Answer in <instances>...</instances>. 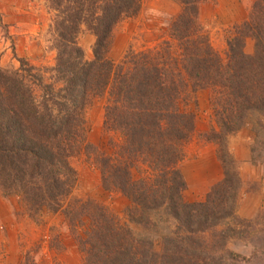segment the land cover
Segmentation results:
<instances>
[{
	"label": "trees",
	"instance_id": "16d2710c",
	"mask_svg": "<svg viewBox=\"0 0 264 264\" xmlns=\"http://www.w3.org/2000/svg\"><path fill=\"white\" fill-rule=\"evenodd\" d=\"M51 1L54 81L40 84L36 95L26 80L31 67H0L1 193L18 196L34 212L62 210L75 237L87 219L84 236H77L84 264H204L197 233L231 214L239 183L228 135L251 114L264 116V0H254L247 17L229 30L224 58L200 25L201 0H177L181 11L168 26L170 39L117 63L108 56L112 31L138 13L142 0ZM82 26L95 38L90 60L76 40ZM248 39L251 52L245 49ZM203 88L210 93L214 122L205 136L217 146L225 172L221 183L192 205L182 199L185 180L178 162L195 130L188 104ZM102 95L104 129L119 136L111 142L112 154L92 155L102 187L126 195L134 203L129 214L147 219L153 209H164L187 232L165 238L160 255L148 243L134 244L130 231L93 200L70 198L76 172L69 159L91 147L84 112Z\"/></svg>",
	"mask_w": 264,
	"mask_h": 264
},
{
	"label": "rangeland",
	"instance_id": "374dc122",
	"mask_svg": "<svg viewBox=\"0 0 264 264\" xmlns=\"http://www.w3.org/2000/svg\"><path fill=\"white\" fill-rule=\"evenodd\" d=\"M252 3L254 0H201L198 3L200 25L221 57L227 52L229 30L247 17ZM180 11L181 4L177 0H142L138 13L123 19L113 29L109 58L117 63L130 53L156 49L163 40L170 39L168 26ZM54 16L51 0H0V67L19 71L31 67V74L26 72V80L32 84L36 95L41 92L40 84L55 79L53 67L57 49L51 29ZM76 40L84 52V59H92L94 35L82 26ZM174 42L172 51L176 53ZM245 49L251 52L250 39ZM33 73L36 78H32ZM209 101V90L203 88L196 91L194 100L188 104L195 113V130L185 143V155L178 167L181 169L186 159H191L190 164L201 159L203 166L212 167L214 163L208 162L212 152L219 160L220 170L208 167V172L213 178L222 175L199 195L197 191L203 187V175L198 173V167H193L191 187L195 192H187L185 183L181 194L183 201L192 205L204 200L221 183L225 172L217 146L205 136L214 125ZM105 105L106 97L97 96L84 112L85 140L91 147L82 148L69 159L76 172L70 198L93 200L109 217L130 231L135 238L134 244L148 243L160 255L165 238L187 235V232L182 230L184 224H177L164 209H153L147 213V219L129 214L134 203L120 191L102 187L100 171L92 155L112 154L111 142L119 140L117 132L104 129ZM227 147L234 161L233 168L239 174L235 202L231 214L221 223L197 233L201 242H197L196 248L207 256L206 264L212 261V264H264V116L251 114L240 129L228 135ZM237 148L242 154L240 159L234 157ZM84 221L76 227L82 237L88 222ZM77 236L70 230L62 210L34 212L18 196L3 195L0 191V264H84L77 248ZM172 247L177 253L183 252ZM181 255H185L184 252Z\"/></svg>",
	"mask_w": 264,
	"mask_h": 264
},
{
	"label": "crops",
	"instance_id": "0c3cea01",
	"mask_svg": "<svg viewBox=\"0 0 264 264\" xmlns=\"http://www.w3.org/2000/svg\"><path fill=\"white\" fill-rule=\"evenodd\" d=\"M230 141H233V140H230ZM238 150H235V152H234V157L236 159H240V155L242 156V154H240L241 151L240 150L238 151ZM232 152H233V150H232ZM198 157H201V156H198ZM208 158H209L208 162L214 163V165L212 167H210L207 164H205L203 166V164L200 162L201 159L193 162L192 164H190L191 159H186V160H184V162H182L180 170H181V173L185 179V183H187V185H188V191L187 192H189L190 194H191V192H195V188L191 187V184H192L191 183V172H192L191 169L193 167H198V173L203 175V180H204L203 187L199 188L197 191V194H199V195H201V193L204 194V192L208 189V187H210V185H212L214 182L218 181L221 178L222 174L220 176L217 175L218 177L216 176V178H213L210 176L207 168L209 167V169L211 168L212 170L217 169L218 168L217 165L219 163V160H217L216 156H214V154L212 152H211L210 157H208ZM219 173H220V171H219Z\"/></svg>",
	"mask_w": 264,
	"mask_h": 264
}]
</instances>
